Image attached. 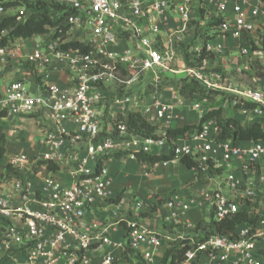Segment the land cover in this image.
Here are the masks:
<instances>
[{
    "label": "built area",
    "instance_id": "obj_1",
    "mask_svg": "<svg viewBox=\"0 0 264 264\" xmlns=\"http://www.w3.org/2000/svg\"><path fill=\"white\" fill-rule=\"evenodd\" d=\"M27 1L56 4L71 14H62L67 38L52 32L38 36L43 40L25 57L37 89L18 80L0 93V117H42L51 127L41 141L44 153L8 158L7 165L18 177L10 195L0 198V264L8 254L9 259L16 254L25 257L13 264H91L92 255L99 257V264H264V141L241 146L222 140L216 120L208 119L200 131L170 144L167 131L183 119L179 108L189 103L201 121L208 114L201 103L207 101L182 97L177 84L169 98L160 77L187 74L207 88L225 90L231 99L224 108L230 106L264 127V77L256 78L254 87L240 89L214 84L195 68H172L183 61L181 46L196 12L214 16L219 35L241 39L264 30V1ZM7 11L1 4L0 16ZM70 42L90 50L65 49ZM206 49L214 56L225 52L222 45L209 42ZM11 51V46H0V76ZM58 65L68 75L67 87L49 82ZM110 103L122 111L109 112ZM131 113L140 114L161 135L146 138L131 132L125 123ZM169 144L172 160L152 165L153 170L190 159L196 174L214 183L193 197L172 194L156 211V200L112 197L108 160L117 154L131 160L139 154L155 156ZM50 166L64 171L70 184L56 179ZM39 177L41 183L34 182ZM106 209L109 221L89 220ZM194 212L203 221H192ZM242 212L256 221L239 225L230 235L215 232L216 223ZM203 225L212 233L206 235ZM117 226L124 232L121 244L109 235ZM118 247L122 252L114 251ZM178 250L185 251L182 259L176 256Z\"/></svg>",
    "mask_w": 264,
    "mask_h": 264
},
{
    "label": "crops",
    "instance_id": "obj_2",
    "mask_svg": "<svg viewBox=\"0 0 264 264\" xmlns=\"http://www.w3.org/2000/svg\"><path fill=\"white\" fill-rule=\"evenodd\" d=\"M175 1L181 2L183 0ZM249 1L251 3H254L256 0ZM196 14L198 15L199 13L196 12ZM3 17L4 16H0V21ZM173 20L176 19L174 18ZM263 32L264 30L258 29L255 33H252L241 39H236L231 36L219 35L216 32L215 27V30L210 34V37H212V39H210L208 42L211 45L220 44L224 47L225 50L223 55L216 56L217 66L224 69V73H230L232 71L240 72L241 70H246L249 67L251 69L253 59L260 60V62L263 64L261 66H264V52H262L260 49V35ZM36 39H19L14 41L10 45L12 48V55L10 57L9 64L3 69L0 76V93H4L11 83L18 80H23L31 90L37 89L32 79L30 67L27 65L25 60V57L30 54L38 45V41ZM251 42H254V46L256 45L258 49L253 48L254 46ZM49 82L50 84L58 85L60 87H67L69 84L68 75L65 71L61 70L58 65L57 70L52 74ZM163 92L166 96H169V98H171V96L174 94V89H172V91H169L167 88H163ZM179 110L182 112L181 115L183 114V119L180 118L176 120L172 125V129L182 128L187 125L199 124V117L197 116L196 112L190 109L189 103H187L185 107H180ZM206 110L208 111V113L210 111H214L213 109ZM121 111L122 108L118 104L110 103L109 112L115 114ZM189 113L193 116V120L190 122L187 120ZM233 118L236 119L243 127H250L252 124H254V122H249L246 120V122H248V125H244L243 121L238 119L237 116H234ZM243 118L245 117L243 116ZM65 127L73 129V127L69 124H66ZM50 129V125H48V122L42 117H0V130L5 134L7 141V153L3 161V165H5V161L7 163L8 158L14 155L26 154L28 156H34L40 153H44L46 151V147L41 141L44 137V132ZM157 134L161 135V132L158 131ZM239 144L241 146H248L249 142ZM171 150L172 145L169 144L159 153H157L156 150L154 152L157 153L155 156L158 157L169 156L171 154ZM107 166L110 175L114 180L113 186L111 188L112 197L120 196L131 198L132 196L137 195L146 202L151 203L156 199L154 196H149L150 193H157L159 195H162L163 199L169 198L172 194H179L183 197L189 198L196 196L199 193V190L205 186L198 180L196 171L193 169H188L182 162L169 164L168 166H160L162 169H155L153 171L155 173L153 174H150L153 169L152 165H150L149 163L141 162L138 159L131 160L128 156L123 155L119 158H112L108 160ZM237 166H239V161L234 163V167ZM147 171H149L148 176H146ZM51 173L65 186H68L70 184V179L64 171L59 170ZM43 174H45V172ZM16 177L18 176L11 172L9 173V176H7L6 180L0 181V198H5L6 196L10 195L12 191L11 183ZM34 182L41 183V178L39 177L34 179ZM212 183L214 182L211 181V184ZM211 187L214 186L212 185ZM109 214V210L106 209L99 212L96 216H91L89 220L95 221L99 224H103L109 221ZM198 217H200V214L196 212L191 213L190 215L191 220L194 222H197ZM14 223L18 226H24L18 220H15ZM150 223L153 224L154 228L156 227L158 229H161L159 224L149 221V224ZM109 235L116 244H121L124 242V232L121 226H117L115 229L111 230ZM15 247L17 248V245H15ZM122 250L123 249H120L119 247L114 249L116 253H120L122 252ZM9 256V254L6 255L3 264H13L15 262H23L25 260V257L23 255L16 254L13 258L10 259ZM99 263V257L92 255L91 264Z\"/></svg>",
    "mask_w": 264,
    "mask_h": 264
},
{
    "label": "trees",
    "instance_id": "obj_3",
    "mask_svg": "<svg viewBox=\"0 0 264 264\" xmlns=\"http://www.w3.org/2000/svg\"><path fill=\"white\" fill-rule=\"evenodd\" d=\"M25 4L34 8L37 12L30 17L22 20V15L20 14H7L0 21V46H10L16 40H29L38 36H43L46 34H52L55 37H62L63 39L67 38L68 27L65 26V16L62 14L69 15L71 12L64 13V8L62 6L56 4H48L44 2H29L25 1ZM2 6L7 10L16 6L14 1L2 3ZM203 11H201L197 16H202ZM60 15L57 20L53 19L54 16ZM200 16V17H201ZM20 18V19H19ZM215 25L218 23L215 22ZM212 39L209 37L203 43V47L199 57L197 59L198 65H201L205 59H207V55L209 51H207L206 46L208 41ZM261 39V51L264 52V32L260 35ZM65 49H79L82 52H88L90 48L87 46L77 43L70 42L66 44ZM211 54V53H210ZM213 55V54H211ZM214 56V55H213ZM188 56L185 57L186 63L191 66H196L194 64L188 63ZM203 85L197 82L196 80H187L184 79L181 87H179V94L186 99L198 98L202 99L204 97L205 89L202 87ZM208 119H214L217 122V129L219 136L222 140L232 141L234 143H246V142H258L264 141V127L259 123H254L250 127H243L237 120L235 119H226L223 116V111L221 109H217L214 111H210L200 122L198 125H187L182 128L170 129L167 131V138L170 144H172L173 140L178 137H184L193 134L196 130L200 131L203 123ZM125 123L128 129L140 136L146 138H158L159 135L157 127L151 126L140 114L131 113L128 118L125 120ZM7 151V141L5 134L0 130V167L3 166V161L6 157ZM121 154L114 155V158L121 157ZM123 156H127L124 154ZM173 158L172 155L169 156H150L147 157L145 155H138L137 159L144 163H149L150 165H154L158 162L162 161H171ZM182 163L190 170L196 167L194 161L190 159H183ZM5 166V165H4ZM13 174H15V170L12 169L9 165H6ZM50 170L55 172L57 170L56 167L50 166ZM256 221V217L250 216L247 213H238L234 215L231 219H226L216 223L215 232L223 235H230L235 232L237 227L244 223H253ZM200 225L202 223L200 222ZM208 225H203L202 229L206 235L212 233L211 230L208 229ZM176 252V251H175ZM174 251H170L168 254H172ZM177 258H183L185 251H177ZM169 256V255H167Z\"/></svg>",
    "mask_w": 264,
    "mask_h": 264
},
{
    "label": "rangeland",
    "instance_id": "obj_4",
    "mask_svg": "<svg viewBox=\"0 0 264 264\" xmlns=\"http://www.w3.org/2000/svg\"><path fill=\"white\" fill-rule=\"evenodd\" d=\"M11 1H14L16 6L10 8L7 11V14L14 15L18 13L22 15L23 17L22 20H25L31 15L37 13L34 10V8L25 4L26 2H24V0H0V5L2 3L5 2L7 3ZM200 16L194 14L193 20L189 24V30L185 36V42L181 46L182 47L181 57H183V61L180 59V61L176 63L174 66H172V68L175 70L178 69L186 70L188 68H195L198 71L204 72L205 75H207L208 77H211L212 78L211 80L214 84L221 85L222 87H230V85H232V87L237 86L240 89L254 87L255 79L264 77V66H261L263 64L260 62V60L253 59L251 69L249 67L246 70H241L240 72L232 71L230 73H226V72L224 73L225 70L220 68L216 64L217 62L216 56L211 55L209 52V54L207 55V59H205V61L201 65H198L197 59L199 57V54L201 53L203 43L205 42V40H207L210 37L211 32L215 30V26H216L214 24L215 18L211 14L205 16L203 12L202 16L201 17ZM43 38L44 37H35L33 39H36L38 41V40H43ZM251 43L254 46L255 43L254 42ZM253 48L258 49L256 45ZM186 56H188L189 58L188 63L194 64L196 66L190 67L185 61ZM217 73L222 74V77L216 78L214 75ZM186 75L187 74H179V75L161 74L160 77L161 79H163L162 87L167 88L169 91H172L173 86L175 85L176 87V84L179 85V87H181L184 79H187L188 81L193 80L191 78H187ZM151 78H152L151 75H148L146 77V83L148 82L146 84L148 85L147 87L148 90L151 89V86L149 85V81L151 80ZM202 87L206 90L204 93L205 96L202 97V99H205L207 101V103H201L202 107H205L208 110H212V109L215 110L217 108H221V110L223 111L224 118L234 119L233 117L237 116L238 119L243 121L244 125H248V122H246L247 119H245L246 117L238 113V110L233 109L230 106L226 108L223 107L225 103H227V99H231V96L228 95V93L225 90H215V89L207 88L205 86ZM243 116L245 118H243ZM187 120L189 122L193 120L192 114L189 113ZM4 164L5 166L3 165L2 167H0V181L6 180L7 176H9V173L12 172L9 168H7L6 161L4 162ZM163 168H167V167H163ZM158 169H162V168L160 167L157 168L156 170ZM153 171L154 170H152L150 174L155 173ZM197 177L198 180L202 182L205 186L211 185V181L209 180V178H207V176L200 174L197 175ZM149 196H154L156 201H158V203L155 202L154 206L152 207V209L153 210L155 209L156 211L157 207L163 203V197L162 195H159L157 193H150ZM134 197L141 199L137 195H134ZM130 203H132V201H130ZM199 221H203V220H200V217H198L197 222Z\"/></svg>",
    "mask_w": 264,
    "mask_h": 264
}]
</instances>
